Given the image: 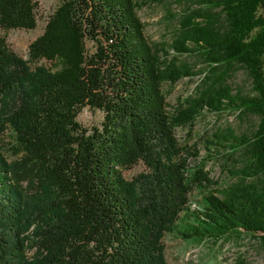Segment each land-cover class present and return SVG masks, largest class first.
<instances>
[{
	"label": "trees",
	"instance_id": "1",
	"mask_svg": "<svg viewBox=\"0 0 264 264\" xmlns=\"http://www.w3.org/2000/svg\"><path fill=\"white\" fill-rule=\"evenodd\" d=\"M146 2L64 0L26 60L0 36V264H167L163 238L175 231L264 250V0H199L182 20L171 50L201 57L208 75L171 114L163 85L196 73L148 42L137 15ZM36 8L0 0V31L34 30ZM236 68L247 92L227 84ZM83 108L103 113L100 128L77 122ZM203 112L256 120L208 141L233 161V181L213 191L175 136ZM139 163L144 172L125 179ZM193 186L206 192L201 209L191 210Z\"/></svg>",
	"mask_w": 264,
	"mask_h": 264
},
{
	"label": "rangeland",
	"instance_id": "2",
	"mask_svg": "<svg viewBox=\"0 0 264 264\" xmlns=\"http://www.w3.org/2000/svg\"><path fill=\"white\" fill-rule=\"evenodd\" d=\"M37 3L34 30L0 31L5 38L8 48L16 55L26 60L29 45L40 36L49 17L64 0H34ZM143 1V0H141ZM147 1L137 10V15L144 25V33L150 44L165 52L167 60L175 59L177 64L188 65L196 74L189 78H182L175 84L163 85L167 102L168 113L175 112L180 105L185 106V100L195 97L196 90L204 77L208 75L207 66L198 55L176 54L171 45L178 33L179 26L184 18L199 10V0H145ZM39 65L50 67L42 61ZM227 84L234 90H249L245 73L241 69H234L227 78ZM77 122L85 129L100 128L103 113L99 110L83 108L77 116ZM255 118L249 115L240 117L236 112H227L216 115L203 112L192 126L175 129L176 139L181 147L190 154L197 155L189 158L190 172L202 166L209 178L217 182L209 191L232 182L233 161H226V150L208 144L212 136L227 128H233L237 134L249 132ZM3 152L5 157L12 161L10 148L14 145L13 135L9 130L3 135ZM210 149V150H209ZM144 166L139 163L130 169L123 170L127 180L143 173ZM206 194L203 189L193 186L189 195L191 210L202 208V198ZM165 259L167 264H234L243 259L247 264H264V250L255 241L247 237L230 236L217 241L184 240L178 232L168 233L163 238ZM31 255V252H29Z\"/></svg>",
	"mask_w": 264,
	"mask_h": 264
}]
</instances>
